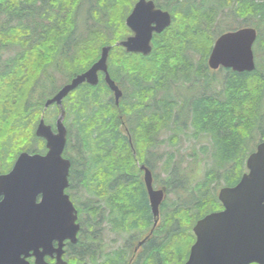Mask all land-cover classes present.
<instances>
[{
    "label": "trees",
    "instance_id": "trees-1",
    "mask_svg": "<svg viewBox=\"0 0 264 264\" xmlns=\"http://www.w3.org/2000/svg\"><path fill=\"white\" fill-rule=\"evenodd\" d=\"M137 1L0 0V174L23 150H46L35 134L45 101L111 46L108 68L123 90L119 104L102 73L97 85L83 83L64 99L70 188L83 189L71 193L81 225L77 243L66 248L72 264H124L126 249L107 250L110 234H127L125 243H133L151 229L140 164L167 194L148 241V264H183L194 225L222 208L218 191L239 182L247 157L264 140V0H153L172 23L154 33L148 55L116 45L133 33L126 18ZM229 14L240 24L224 27ZM250 21L258 30L256 69L212 70L216 38ZM49 109L47 121L59 114ZM123 121L131 139L120 129ZM184 140L192 152L162 151Z\"/></svg>",
    "mask_w": 264,
    "mask_h": 264
},
{
    "label": "water",
    "instance_id": "water-1",
    "mask_svg": "<svg viewBox=\"0 0 264 264\" xmlns=\"http://www.w3.org/2000/svg\"><path fill=\"white\" fill-rule=\"evenodd\" d=\"M171 23L169 11L157 7L153 0H138L126 18L133 33L116 45L148 55L154 33L163 32ZM257 38L258 30L251 26L220 34L208 58L210 68L254 71ZM110 49L104 46L90 68L46 100L44 111L53 104L61 108L56 131L44 116L36 129V135L46 140L47 152L22 151L12 169L0 174V264H70L63 258L66 241L77 243L81 225L77 208L66 192L71 160L64 157L68 128L63 102L83 83L97 85L103 73L119 104L123 90L109 72ZM246 166L236 185L220 189L218 197L224 209L208 213L194 225L196 240L185 264H264V140L249 154ZM142 168L155 227L166 190L155 189L152 171ZM54 254L56 261L48 262L46 256Z\"/></svg>",
    "mask_w": 264,
    "mask_h": 264
},
{
    "label": "flooded vegetation",
    "instance_id": "flooded-vegetation-1",
    "mask_svg": "<svg viewBox=\"0 0 264 264\" xmlns=\"http://www.w3.org/2000/svg\"><path fill=\"white\" fill-rule=\"evenodd\" d=\"M220 69H222V67L221 68H219V69H217V70H220ZM225 69V68H224ZM103 77H104V75H103ZM57 91V90H56ZM56 91L50 96V97H52L55 93H56ZM52 106H56L57 107V109H58V111H59V114H58V116L60 115V113H61V108H60V106H58V105H56V104H53V105H51V106H49L48 108H52ZM47 108V109H48ZM54 108V107H53ZM46 109V110H47ZM45 110V111H46ZM45 111H43V114H42V116H44V113H45ZM41 116V117H42ZM44 118H45V116H44ZM58 118V117H57ZM57 118H56V120L54 121V123H50L49 121H47L46 120V118H45V122L47 123V124H49V125H51L52 127H53V129L56 131V121H57ZM41 119V118H40ZM40 122V121H39ZM39 124V123H38ZM38 124H37V126H38ZM37 126H36V128H35V134H36V129H37ZM120 129L121 130H123V132H125V133H127V129L129 130V127L125 124V122L123 121L122 123H121V127H120ZM130 137V136H129ZM42 139H44V138H42ZM130 139H131V137H130ZM45 140V139H44ZM45 147H46V140H45ZM47 152V148H46V150L45 151H43V152H30V153H42V154H44V153H46ZM64 157H66V158H68V159H70L71 160V158H69V157H67L65 154H64ZM142 165H145V164H140L139 166H140V169L142 170V180H143V183H144V186H145V191H146V195H147V199H148V202H149V206H150V210H151V213L153 214V212H152V208H151V202H150V197H149V193H148V188H147V186H146V182H145V179H144V175H145V170H143L142 169ZM72 166H73V164H72V160H71V168H70V175H71V172H72ZM147 166V165H146ZM151 171H152V174H153V186H154V188L155 189H159V188H161L160 186H158L157 185V183H156V180H155V177H154V172H153V170L149 167V166H147ZM70 175H69V181H70V184H71V179H70ZM76 180V179H75ZM75 180H74V182L73 183H75ZM77 181V180H76ZM74 187H75V185H74ZM76 188V187H75ZM75 188H70V185L68 186V188L66 189V192L70 195V197H71V193H75L74 192V189ZM77 189V188H76ZM220 191V190H219ZM219 191H218V194H219ZM166 197H167V194H166V196H165V199H166ZM71 199H72V201L74 202V204H75V201H74V198H72L71 197ZM165 199L163 200V202L161 203V206H160V212H161V208H162V204L164 203V201H165ZM218 199H219V197H218ZM104 203V202H103ZM220 203H221V201H220ZM222 204V203H221ZM75 207L77 208V211H78V219H79V208L76 206V204H75ZM222 209H224V206H223V204H222V208L221 209H219V210H216V211H220V210H222ZM212 212H214V211H212ZM153 219H154V216H153ZM79 222V221H78ZM160 222V218H159V220H158V223ZM80 223V222H79ZM155 223V222H154ZM158 223H157V225H158ZM155 227H154V224H153V226L151 227V229L150 230H147L143 235H142V237L141 238H139L137 241H135V242H133V243H125L126 242V237H127V234H125V235H120V236H122V244H120V246L119 247H123L124 249H126L127 250V257L124 259V264H148L150 261H151V256H152V253H151V249H152V246H150V243H148V241L153 237V235H154V229ZM79 233H80V231H79ZM110 235H112V234H110ZM118 235V234H117ZM195 235V234H194ZM195 240H196V236H195ZM194 240V241H195ZM76 244V243H71L69 240H67L66 241V245H65V253H64V255H63V258L65 259V260H67L66 258H65V255H66V248H67V245L68 244ZM55 245H57V242H55ZM107 245V244H106ZM192 246V245H191ZM117 248V247H116ZM191 248V247H190ZM76 250V249H75ZM108 251H112V250H109V249H107ZM189 255H190V250H189V254H188V256L186 257V258H183V264H185L186 263V261L188 260V258H189ZM55 256H56V254H54V256H46V260L48 261V262H50V263H54L55 261H56V258H55ZM68 261V260H67ZM182 262V261H181ZM70 264H72L71 262H70Z\"/></svg>",
    "mask_w": 264,
    "mask_h": 264
},
{
    "label": "rangeland",
    "instance_id": "rangeland-1",
    "mask_svg": "<svg viewBox=\"0 0 264 264\" xmlns=\"http://www.w3.org/2000/svg\"><path fill=\"white\" fill-rule=\"evenodd\" d=\"M86 5H88L86 2H85V4H83V6L80 8V11H79V14H78V20H79V22H78V24L79 25H81V27L85 24V22L86 21H84L85 20V17H86V15H87V13H86ZM88 8V7H87ZM241 21V20H240ZM93 21L92 20H88V23L89 24H91ZM238 25V24H240V22L239 21H234V19H232V15L231 14H229L228 16H227V18L225 19V21H224V23H223V25H224V27H229V26H231V25ZM250 26H252V27H256L254 24H253V21H250V22H248V23H243V26L242 27H250ZM234 27H236V26H234ZM263 32H264V30H263ZM254 51H255V49H256V51H257V48H258V42H255L254 43ZM264 56V55H263ZM263 61H264V59H263ZM256 62H257V58H256ZM218 78H219V80H221V78H222V76H218ZM56 79H57V83L59 84V83H62L63 82V79H62V77L60 76V75H57L56 76ZM46 81H44L43 83H40V87H45L46 86ZM61 86V85H60ZM213 87L214 88H219L220 89V83L219 82H216V84L215 85H213ZM41 89V92H44V91H46V90H43V89H49V87H46V88H40ZM185 93H187L188 95H190V93L191 92H189V91H186ZM55 111H56V107H54V108H51L50 107V109H49V111H48V114L50 115V116H54V114H55ZM57 118V117H56ZM56 118H51L50 120H48L50 123H54V121L56 120ZM73 119H72V117L70 118V120H69V122L71 123V125H73ZM74 132H75V130H74ZM74 137H75V135H74ZM258 142V140L255 142V144ZM257 145V144H256ZM192 145H191V143L190 142H185V140L184 141H181V143L178 145V146H175V147H170V146H163L162 147V151H165V150H170V149H173L174 151H176V153L178 152V151H180L181 153H188V152H192V150L189 148V147H191ZM179 152V153H180ZM73 155H75V154H73ZM75 157H76V159H79L78 158V156L77 155H75ZM247 171V166H246V170H245V172ZM75 184L77 185V182H75ZM223 186V185H222ZM78 187V186H77ZM76 187V188H77ZM74 189V192L75 193H77V194H79L80 195V190L79 189H82V188H77V189ZM83 190V189H82ZM78 195V196H79ZM122 236H120V235H117V234H112V235H110V237L106 240V244H107V249H109V250H112V249H114V248H116V247H119L120 246V244H122Z\"/></svg>",
    "mask_w": 264,
    "mask_h": 264
},
{
    "label": "bare ground",
    "instance_id": "bare-ground-1",
    "mask_svg": "<svg viewBox=\"0 0 264 264\" xmlns=\"http://www.w3.org/2000/svg\"><path fill=\"white\" fill-rule=\"evenodd\" d=\"M143 166L147 167L146 165H142V167H143ZM147 168H148V167H147ZM142 169H143V168H142ZM143 170H144V169H143Z\"/></svg>",
    "mask_w": 264,
    "mask_h": 264
}]
</instances>
